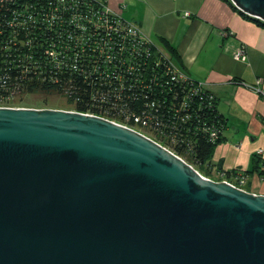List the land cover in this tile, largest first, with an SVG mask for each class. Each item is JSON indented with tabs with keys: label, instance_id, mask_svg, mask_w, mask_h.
<instances>
[{
	"label": "water",
	"instance_id": "95a60500",
	"mask_svg": "<svg viewBox=\"0 0 264 264\" xmlns=\"http://www.w3.org/2000/svg\"><path fill=\"white\" fill-rule=\"evenodd\" d=\"M0 264H264V194L108 118L0 106Z\"/></svg>",
	"mask_w": 264,
	"mask_h": 264
},
{
	"label": "trees",
	"instance_id": "16d2710c",
	"mask_svg": "<svg viewBox=\"0 0 264 264\" xmlns=\"http://www.w3.org/2000/svg\"><path fill=\"white\" fill-rule=\"evenodd\" d=\"M104 10L98 0H0V104L29 106L21 104L28 93L65 96L71 105L66 109L136 128L169 146L205 176H214L211 158L225 124L217 95L203 89L206 99L200 105L202 92H194L197 85L187 86L198 80H168L163 60L155 56L157 43L134 37L124 18ZM158 39L182 67L170 41ZM185 91L186 98L193 99L188 124L181 122L188 111L180 107ZM16 96L20 101L13 100ZM210 110L221 127L216 141L197 122ZM138 115L162 122V131L151 121L138 123ZM254 167L259 168L258 163Z\"/></svg>",
	"mask_w": 264,
	"mask_h": 264
},
{
	"label": "crops",
	"instance_id": "0c3cea01",
	"mask_svg": "<svg viewBox=\"0 0 264 264\" xmlns=\"http://www.w3.org/2000/svg\"><path fill=\"white\" fill-rule=\"evenodd\" d=\"M145 2L153 6L146 3L139 21L143 29L168 39L188 75L218 97L225 124L211 158L213 175L216 170L241 171L247 176L246 189L264 194V25L242 15L227 0ZM156 8L159 16L165 14L164 21L158 20ZM223 30L230 32L225 36ZM240 48L246 50L245 59L234 57Z\"/></svg>",
	"mask_w": 264,
	"mask_h": 264
},
{
	"label": "built area",
	"instance_id": "2783aa9c",
	"mask_svg": "<svg viewBox=\"0 0 264 264\" xmlns=\"http://www.w3.org/2000/svg\"><path fill=\"white\" fill-rule=\"evenodd\" d=\"M123 0H119L118 2V10H116L115 8L112 7L111 5V0H98V3L99 5L105 9L104 12L105 14H114L116 16H119L120 18H124L126 20V22L128 23V27H129V33L131 35H133L134 37L136 38H140V39H149L151 42H155L157 43V49H155L156 53H155V56H158L159 58H161L163 60V65H164V68H165V71H166V74L168 75V80H183L185 81L186 79H189L190 76L188 75V73L186 71H184L183 69H181L177 63L175 62L173 56L171 55V53L159 42H156L155 40L151 39L148 35H146L140 28L137 24H134V22L132 21H129L128 19H126L124 16H123ZM185 15H189L190 13L188 11L184 12ZM234 57L237 58V59H245L246 58V53H245V50L244 48H240L239 50H237V52L234 54ZM161 60V61H162ZM261 79H259L260 81ZM246 84V83H244ZM188 85H191V86H195L197 85L196 89H194L195 93L198 92V91H201L202 92V95L200 96L199 100V104H203L205 99H206V94H205V90H209L211 91L207 86L206 84H204L203 82H197V81H194V82H189L187 84ZM248 85V84H246ZM250 87H253L251 85H249ZM256 89L258 91H260L261 89L259 88V85L257 84L256 86ZM204 89V91H203ZM213 92V91H211ZM186 91L184 93V96L182 97V100H181V103H180V107L181 108H185V106L187 107V112L184 114V117L181 119V122L183 123H186L188 124L189 121H190V113L189 111L193 108V99L190 98V99H187L186 98ZM213 100V95H211V106L213 104L212 102ZM154 104V103H153ZM0 106H7V105H1ZM65 109V108H64ZM70 110H74V109H70ZM77 111V110H76ZM214 110H210L209 112H206V116L205 118H199L197 117V122H198V126H199V129L203 130L204 132H207L209 134V138L212 140V141H216L220 134H221V127H219V125L217 124L216 121H214ZM87 113V112H85ZM92 114V113H90ZM97 115V114H95ZM100 116V115H99ZM104 117V116H102ZM107 118V117H105ZM110 120H113L111 118H108ZM135 120L139 123V122H142L144 125L148 124L149 121H151L152 124H156V127L159 128V130L162 131V122L158 121L157 119H153L151 117L147 118V117H141V116H135ZM115 121V120H113ZM117 122V121H115ZM120 123V122H118ZM120 124H123V123H120ZM125 126H128L126 124H123ZM128 127H131V126H128ZM133 128V127H131ZM141 133H143L142 131L136 129V128H133ZM145 134V133H143ZM147 135V134H145ZM149 136V135H147ZM150 138H152L151 136H149ZM154 139V138H152ZM155 140V139H154ZM173 141H176L175 139L172 138ZM157 141V140H155ZM158 143L162 144L161 142L157 141ZM163 146L167 147L168 149H170L172 152H174L169 146L167 145H164L162 144ZM175 153V152H174ZM177 154V153H176ZM178 156H180L179 154H177ZM181 158H183L182 156H180ZM184 159V158H183ZM185 160V159H184ZM192 165V164H191ZM193 166V165H192ZM219 171V175L218 176H206L208 178H211V179H214V180H224L226 182H229L230 184L232 185H235L241 189H246V182H247V176L245 173L241 172V171H233L231 175H226V171L225 170H218Z\"/></svg>",
	"mask_w": 264,
	"mask_h": 264
},
{
	"label": "rangeland",
	"instance_id": "374dc122",
	"mask_svg": "<svg viewBox=\"0 0 264 264\" xmlns=\"http://www.w3.org/2000/svg\"><path fill=\"white\" fill-rule=\"evenodd\" d=\"M118 2H119V0H111V5L116 10H118V8H119ZM122 3L124 5V7L122 8L123 9V16L126 19H128L129 21L134 22V24H137L139 26V28L146 35H148L151 39H153L157 42V39L159 36L157 37V36H155V34L154 35L153 34H147V32L143 29L144 27L141 26L139 23V21H141L142 18L144 19V14L146 13L145 7H146L147 2H145V0H123ZM147 4H149L150 6H153L150 3H147ZM155 12H156V16H157L158 20H160V22L165 20V14L163 17L159 16V12H157V8H156ZM177 16H178V14H177ZM155 21L158 23L157 20H155ZM253 21H255V20H253ZM229 32H230V30H223V33L221 32V34L226 36ZM231 33H233V32L231 31ZM159 39H160V37H159ZM159 39H158V41H159ZM162 45L164 46L163 43H162ZM245 53H246V50H245ZM177 65L181 69H183L179 64H177ZM22 98L23 99L21 100V104L29 105V106H33V107H54V108H65V109L71 108V105L68 104L66 97L59 95V94L43 96L42 94L28 93V94L23 95ZM13 100L15 102H18V101H20V97L16 96ZM246 187H248V186L246 185Z\"/></svg>",
	"mask_w": 264,
	"mask_h": 264
}]
</instances>
